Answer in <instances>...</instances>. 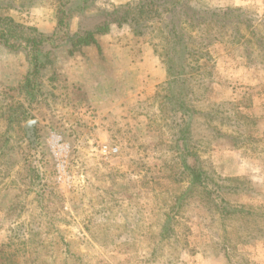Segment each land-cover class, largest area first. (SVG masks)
<instances>
[{
  "label": "rangeland",
  "instance_id": "1",
  "mask_svg": "<svg viewBox=\"0 0 264 264\" xmlns=\"http://www.w3.org/2000/svg\"><path fill=\"white\" fill-rule=\"evenodd\" d=\"M83 1L0 0V14L52 35L63 8L76 33L139 0ZM192 1L239 25L189 60L188 157L160 37L114 29L104 56L55 39L28 92V49L0 44V264H264V0Z\"/></svg>",
  "mask_w": 264,
  "mask_h": 264
},
{
  "label": "trees",
  "instance_id": "2",
  "mask_svg": "<svg viewBox=\"0 0 264 264\" xmlns=\"http://www.w3.org/2000/svg\"><path fill=\"white\" fill-rule=\"evenodd\" d=\"M81 1V0H80ZM86 0L80 7L85 11ZM1 9V7H0ZM237 10L202 8L200 3L192 0H139L136 3L115 6L102 10L96 16L89 28L82 27L76 33L69 30L65 22V10L57 11V28L52 35L40 33L36 28L25 26L16 22L10 16L0 14V44L13 50L23 47L28 49L32 63V71L27 74L25 88L27 92L34 90L35 78L39 74V54L41 49L55 39L61 38L68 48V55L73 56L84 47L97 46L98 37L108 35L114 29L128 27L133 37L144 38L148 35L160 37L164 45V64L169 82L165 88L168 103L171 104L175 114H179L182 124L179 126V140L183 144V155L190 154L191 130L190 113L192 108L182 100L187 94L191 80L200 75L201 66L192 65L189 60L196 62L206 56L203 51L210 44L207 40L211 31H218L214 39L222 33L225 27L236 30L238 20L228 22L229 18H236ZM189 94V93H188ZM192 94V92H191ZM187 95H185L186 97ZM235 147L238 140L230 136ZM190 142V143H189ZM185 167L189 170L190 185L203 184V174L197 167L189 166L184 160ZM165 224H167L165 222Z\"/></svg>",
  "mask_w": 264,
  "mask_h": 264
},
{
  "label": "crops",
  "instance_id": "3",
  "mask_svg": "<svg viewBox=\"0 0 264 264\" xmlns=\"http://www.w3.org/2000/svg\"><path fill=\"white\" fill-rule=\"evenodd\" d=\"M106 36H110V34H108V35H103V36H99L98 37V43H99V47H100V49L97 47V46H89V47H84L80 52H78L77 54H79V55H81L82 53H85V54H87V55H89V53H92L94 56H95V52L96 53H98L99 54V52L101 53V56H104V54L105 53H107L108 51H109V45H105V44H102V42H101V39H103L104 37H106ZM113 47V49L115 50V46H112ZM117 49H119V50H122L121 49V47H119V48H117ZM117 49H116V51H117ZM76 53H75V55H77ZM129 64H130V66L129 67H131V65L132 66H134V64L132 63V61H129ZM140 64H145L144 62L142 63H140ZM147 76V75H146ZM145 76V77H146ZM147 79V78H146ZM151 80H155L154 78H152ZM156 81V80H155Z\"/></svg>",
  "mask_w": 264,
  "mask_h": 264
},
{
  "label": "built area",
  "instance_id": "4",
  "mask_svg": "<svg viewBox=\"0 0 264 264\" xmlns=\"http://www.w3.org/2000/svg\"><path fill=\"white\" fill-rule=\"evenodd\" d=\"M116 151H118L117 148L110 149L107 146L103 147V149H102V152L106 155L111 154V153H115Z\"/></svg>",
  "mask_w": 264,
  "mask_h": 264
},
{
  "label": "water",
  "instance_id": "5",
  "mask_svg": "<svg viewBox=\"0 0 264 264\" xmlns=\"http://www.w3.org/2000/svg\"><path fill=\"white\" fill-rule=\"evenodd\" d=\"M29 127H32V124H30Z\"/></svg>",
  "mask_w": 264,
  "mask_h": 264
}]
</instances>
